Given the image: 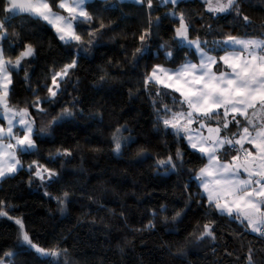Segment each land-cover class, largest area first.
<instances>
[{"label": "snow or ice", "instance_id": "1", "mask_svg": "<svg viewBox=\"0 0 264 264\" xmlns=\"http://www.w3.org/2000/svg\"><path fill=\"white\" fill-rule=\"evenodd\" d=\"M192 3L201 5L198 14L181 8ZM259 3L264 5V0ZM129 4L139 8L145 17L139 30L131 34L135 46L129 54L125 32L121 45L124 66L109 58L97 66L98 74L91 87L96 93L107 95L118 91L113 81H118L121 88L128 83L129 100L143 95L151 109L153 135L160 138L159 145L153 147L163 151L150 152V142L133 135L134 129L127 121L110 126L111 147L107 151L117 162L128 166L119 173L124 182L131 167L147 160L153 161L152 178L177 177L175 187L180 192L178 196L174 192L171 200L167 193L160 196L155 191L136 199L139 205L156 197L157 206L136 209L142 221L148 217L140 227L129 226L131 210L126 211L127 201H121L120 192L107 187L111 179L100 182L99 198L86 194L87 185L105 173H89L84 183L79 182L77 178L86 171V153L79 143L48 150L44 163L40 156L42 143H56V129L74 122L78 116L84 117L83 95H72L81 91V78L76 73L81 61L90 63L95 59V51L103 46L101 37L120 26L111 19L106 22L104 14L119 11V20H127L120 5ZM246 6L256 8L251 0H0V183L27 172L28 187L38 182V187L44 189L43 196L55 201L61 218L68 217L74 200L87 199V207L95 205L97 210H106L123 223L124 231L136 234L144 247L147 244L143 234H155L160 225L169 235L178 237L180 230L167 226L181 224L191 215L196 219L195 224L189 225L192 231L182 242H164L161 252L188 264L189 247L208 241L206 264H264V17L257 24L245 12ZM160 8L167 11L153 17ZM258 10L264 13V7ZM205 17L216 22L231 17L227 25L231 31L225 32L223 26L214 28L211 23L195 27L194 21ZM17 18L19 23L13 24ZM166 20L168 24L164 23ZM28 23L35 28H27ZM49 30L65 55L62 61L56 58L59 53L54 55L45 67L43 79L33 84L32 62L43 47L39 33ZM161 31L172 34L163 40ZM111 39L119 42L115 36ZM52 47L50 41L49 54ZM153 60L160 62L150 63ZM21 71L22 89L31 99L13 103L16 77ZM105 85L109 87L106 89ZM65 96L70 99L61 104ZM103 118L102 108L88 113L89 120L102 122ZM104 151L100 147L89 149L92 154ZM78 152L81 166L67 169ZM33 155L36 158L25 164L23 157ZM57 161L59 167L49 166ZM68 176L74 179H66ZM137 183L134 180L133 186ZM54 185L59 186L55 195L48 191ZM193 185L196 191H192ZM109 191L112 199L106 201ZM76 192L81 195L76 196ZM124 196L135 193L125 192ZM109 202L120 203L119 213L106 209ZM16 208L7 196L0 198V220L15 226L12 246L5 248L0 242V264H29V257L42 264H108L103 256L89 259L87 252L74 255L72 249L61 247L60 240L43 246L35 229H29L25 216L10 215ZM88 216L91 212H82L77 226ZM220 219L235 224L236 230H226ZM87 223L95 227L97 221L93 217ZM103 233L107 250L120 257L114 264H145L143 259H128L129 250L135 251V240L113 238L109 224H105ZM249 236L253 239H246ZM61 239L67 243V237ZM230 244H238L239 254L231 250Z\"/></svg>", "mask_w": 264, "mask_h": 264}, {"label": "trees", "instance_id": "2", "mask_svg": "<svg viewBox=\"0 0 264 264\" xmlns=\"http://www.w3.org/2000/svg\"><path fill=\"white\" fill-rule=\"evenodd\" d=\"M252 5L256 6L255 9L245 7V12L251 16L257 24H259L261 17H264V13L258 10L259 7H264L260 5L259 0H251ZM181 8L190 10L193 14H198L202 9L201 5L197 3L181 5ZM120 10L123 11L125 15L129 17L127 20H119L120 12L115 13H105L104 18L107 22L108 19L116 21L119 23V27L113 29L110 32L105 33L101 37V47L95 51V59L90 63L81 61V67L76 75L81 78L80 93L73 92L72 95L82 94L84 97L83 106L85 108L84 117H77L74 122L66 124L62 128L56 129L54 133V138L56 143H42L41 147V162H46L43 157L47 155L48 150L54 149L58 146L74 147L77 143L81 146L82 150L86 153L85 161L83 167L85 168V173L83 176L78 177L80 183H84L87 175L89 173H105L103 177L98 179H93L90 184L87 185L86 194H93L97 198L100 196L99 184L102 180L111 179L112 183L108 184L107 187L115 189L120 192L121 201L126 199L128 208L131 210V219L129 221L130 227H140L141 223H146L148 217L145 216L143 221L136 209L141 211L157 206L155 201L156 197H152L150 201L137 205L135 203L137 198L146 197L147 193L155 191L160 196L167 193L169 200L172 199L173 193L178 196L180 189L175 187V182L177 180L176 176H172L170 179L164 178H152V160H147L143 165L133 166L129 171V178L127 182H124L123 177L119 175L122 169L128 166L124 163H119L117 160L108 154V149L111 145L108 143L109 133L111 131L110 126H115L116 122L124 123L127 121L129 127L133 128V135H138L142 138V141H149V151L155 153L156 151H163L161 147H153V145H159L160 138L153 135L152 123L150 112L151 109L148 107L147 101L144 99L143 95L136 98L135 100H129L127 89L130 84H124L121 88L118 81H113L115 88L118 91H113L107 95L102 93H96L91 84L94 79V75L98 74L97 66L104 65L109 58H114V63L119 61L123 67V58L125 53L121 50V45L124 44L123 34L127 32L129 37V42L125 45L130 54L131 49L135 46L131 41V34L133 31H138L142 26V21L145 17L141 14V10L134 5L129 4L128 6L120 5ZM167 11L165 8H160L157 12L152 15L155 17L163 12ZM231 17L228 20H221L219 22L213 21L208 17H205L203 21H194L195 27L199 28L201 25H207L211 23L214 28H220L223 26L225 32L231 31L227 26L231 22ZM19 23V18L13 20V24ZM168 24L169 21H164ZM27 28H35L32 23L27 24ZM86 31V29H84ZM171 32H160V37L163 40H168L171 36ZM235 34V33H234ZM195 35V33L193 34ZM40 38L43 40V47L40 48L38 58L32 62V66L35 68L33 74V84L36 83L37 79H43V73L45 67L49 64L54 55L59 53L56 58L61 61L64 58L65 50L59 48L54 42V36L49 30L47 32H40ZM117 37L119 42H115L111 37ZM32 39V37H28ZM211 37H209L210 39ZM53 42V47L51 53L49 54V42ZM39 43L38 41H34ZM160 61H150V63H157ZM143 64V61H141ZM27 67V65H26ZM114 75L118 76L115 69H112ZM23 77V71L16 77V91L13 94V103L17 100L23 101L25 98L31 99L29 93L22 89L20 83ZM127 79V77H125ZM131 84H135V78L131 80ZM109 85H105L107 89ZM72 89L69 88V92ZM43 94V93H41ZM69 96H65L61 100V104L69 100ZM103 109V121L99 120L92 121L88 119L89 111H95L97 109ZM59 108H57V111ZM127 135V133H125ZM167 139L171 140V137ZM91 147H100L105 149L104 152L99 154H92L89 152ZM175 146H173L174 150ZM36 156H24L23 160L25 164L28 161L35 159ZM127 159V157H125ZM60 162L57 161L55 165H49L50 167H59ZM81 166L80 153L78 152L75 158L66 165L69 170L77 169ZM28 179L27 172H21L14 179L6 180L0 183V198L7 196L11 204L16 205L15 211L10 212L13 216H25L26 222L28 223L29 229H35V233L39 238V242L48 247L60 240L61 247H67L73 250V254L77 253H88L89 259H99L102 256L107 259L108 264H114L118 261L120 257L118 254H114L112 251H108V243L105 241L103 228L105 224H109L112 227L113 238H119L123 240L127 238L128 240H135L136 248L135 251H130L128 257L131 261H136L143 259L145 264H181L180 260H176L169 256L167 252H161L160 247L166 241L175 242L177 240L183 241L184 237L192 231L190 224H195L196 219L191 215L183 223L178 225H168L167 227L172 229H178L181 232L180 236L169 235L165 228L158 225L159 231L155 234H143V241L146 242L147 247L142 245L141 239L134 233L127 232L123 230V223L118 222L115 218L111 217L106 210H97L96 206L93 205L91 208L87 207L88 201L84 200H74L73 204L69 206V214L67 218H61L59 212L57 211V205L54 200H49L47 197L43 196L44 189L38 187L37 184H33L31 188L28 187L26 181ZM66 179H74L72 176L66 177ZM137 181V185L133 186V181ZM183 183V181H181ZM155 186V187H154ZM58 185H54L48 191L52 192L53 195L56 194V189ZM192 191H196L195 185H193ZM135 193V196L125 197L124 193ZM81 193L76 192V196H80ZM111 191L105 196V200H111ZM170 208L173 205H169ZM178 205L177 207H180ZM195 207V205H194ZM106 209H115L117 213L120 211V203H106ZM82 212H91V216L85 217L84 222L81 226H77V218L81 217ZM54 214V215H53ZM171 215V213H169ZM95 218L97 223L95 227L87 223V220ZM101 217L104 219L101 220ZM220 224L226 226V230L232 231L236 230V225H229L226 219H220ZM71 230V235L69 231ZM119 230V231H118ZM63 237H67V243H63ZM246 239H253L252 236ZM15 240V226L11 225V222L5 220H0V242L3 243L5 248L12 246ZM115 243V239H113ZM208 241H205L199 246H190L188 250V255L186 260L188 264H206L205 253L208 251L207 245ZM231 250L239 254L238 244H230ZM173 250H175L173 248ZM223 249H220L222 252ZM95 252L96 256L93 257L92 253ZM155 257V258H154ZM77 258H82L77 256ZM29 264H42L41 261L29 257Z\"/></svg>", "mask_w": 264, "mask_h": 264}]
</instances>
